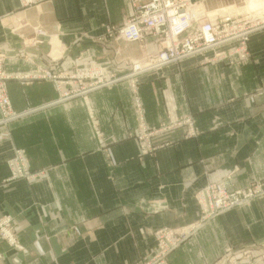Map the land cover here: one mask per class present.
<instances>
[{
  "label": "crops",
  "instance_id": "1",
  "mask_svg": "<svg viewBox=\"0 0 264 264\" xmlns=\"http://www.w3.org/2000/svg\"><path fill=\"white\" fill-rule=\"evenodd\" d=\"M131 12L130 0H0V53L18 75L7 91L21 113L0 123V214L16 217L24 247L20 253L0 241V264H133L154 245L157 229L193 224L200 214L194 194L207 181L231 174L243 187L264 178V91L257 93L264 88V29L250 35L248 66L196 57L58 102L54 80L30 78L43 67L67 74L100 66L107 77L126 75L139 45L99 39ZM34 27L45 29L43 43L33 45ZM131 82L151 125L193 114L203 132L184 138L173 130L171 144L140 156L130 137L137 126ZM108 142L112 166L102 150ZM14 146L27 150L32 169L46 170L41 179L4 183ZM254 243L264 244V198L209 220L168 264H216L227 247ZM226 264L249 263L234 256Z\"/></svg>",
  "mask_w": 264,
  "mask_h": 264
},
{
  "label": "rangeland",
  "instance_id": "2",
  "mask_svg": "<svg viewBox=\"0 0 264 264\" xmlns=\"http://www.w3.org/2000/svg\"><path fill=\"white\" fill-rule=\"evenodd\" d=\"M256 1L255 0H252V1L251 0H205V2H200L199 6H200V9L207 16L205 17V20H208V18L212 20L218 18V21H220L221 23L223 24L224 22L229 23L231 26L233 25L230 28L235 29V28L246 27L255 22L260 23L262 20H264V0H256ZM30 4L32 3H29V5ZM261 29H264V27L258 30H261ZM34 30H40V28L38 29V27H34ZM251 34H249L248 39L244 42L241 39L235 40L234 42L226 43V44L219 46L214 51L207 52L204 55H198L200 56L199 58L196 55V56L186 58L185 60L197 57L196 59L199 60L200 64L218 63V64L227 65V66H237V67L248 66V64H250L252 60V52L248 45V41H249ZM115 35L117 36L116 33ZM115 35L113 34L111 35L110 31L107 30V35L102 36L99 40L100 42H106L107 40L112 39L113 42L115 41L114 43H117V44L120 42H125L122 40H118L117 37H115ZM45 37L46 36H40L41 41L35 42L33 43V45L43 43L45 41ZM159 37H160L159 35L149 34L145 38L144 42H134L139 45V48L141 50V55L139 56V58H137V60L144 62L148 55L154 52L156 53L159 50L158 45H159V42H161V41H158ZM150 45L153 46L152 49H150ZM242 47H244V49ZM5 60L6 59H3L2 61L3 69L1 68V70L5 71L6 73L8 71L5 68ZM134 60L131 59L130 61V65H131L130 72L124 76H119V77L115 76V73H111L110 77H107L104 73V69L98 66V67H92L91 71H87L85 70V68H83L81 70L82 74H85L86 71L89 73L88 75H82L83 76L82 78L78 76V74L81 73L78 71L75 73L70 72L67 74H62L60 72H55L51 68H44V67L43 69L49 70L51 75L52 74L57 75V78H54V77H47V78H40V77L37 78L36 77L35 78L33 76L30 78L54 80L57 84V88L59 90V97H60L62 92H65V91L74 92L75 90L83 88L86 85L88 87L89 85L96 83V81H98L100 78H102L103 80L116 79V78L119 79V78L127 77L133 74L144 73V72L150 71V70H146L142 72H135L134 67H133ZM182 61L173 62L170 64L179 63ZM170 64H167V65H170ZM167 65H164V66H167ZM164 66L156 68V69H152V70H159L163 68ZM43 71L44 70L40 68L37 72H43ZM73 74L75 75V77L71 76ZM15 75L16 74H12L11 78H15ZM9 79L6 82V85L8 84ZM115 83L116 81L114 80L112 84H115ZM112 84H109V85L103 84V86L99 88L108 87V86H111ZM130 88L132 91V102H133L132 108L134 111V117H135L136 124H137L135 131L131 132L130 137L134 139L135 141H137L139 148H140V156L153 154L158 149L171 144V142L173 141V139L171 138V132L173 130L182 129L180 133L183 135L184 138H192L203 132L201 129H199L196 126V119L193 114H185L176 120L175 119L171 120L172 119L171 115L168 114V119H169L168 122L165 123L164 121V122H161L159 125H151L147 119V112H146L144 99H143L140 89L138 88L137 83L131 82ZM93 90L95 89L86 91L85 93H82V94L78 93L77 95L71 97V99L78 97V96H83L86 93L88 94V92L93 91ZM262 90L264 91V88H258L257 93L262 92ZM59 97L54 102H58ZM11 106H12V102H11ZM12 110L14 113L21 114L17 112L16 110H14L13 106H12ZM0 114H1L0 123L11 122L20 117L19 116L9 121H3L4 115L2 114L1 109H0ZM92 122L94 123L93 125L94 128L96 130H99L100 122L99 120H97L95 115L93 117ZM219 122H220L219 116H215L211 120V123L213 125H216ZM102 150L106 156L108 164L110 166L115 165V163H113L114 153L112 150L111 142H108V145L106 144V146H104ZM6 166L9 169V175L3 180L4 183H8L12 181L14 182L17 180H26L28 182H33L38 179H41L45 175V172H46L45 169H38V170L32 169L27 150L19 146H14L13 154L6 160ZM223 182H226V185L221 184ZM211 185H214L215 191H216V192L213 191L215 192V195H213L212 197H210L211 194L208 195V194L203 193ZM223 191H226L228 194H230L229 196L230 198L234 197V194H233L234 192L237 193V195L241 198L244 196V200H243L244 202H240L230 208H225L221 210L218 209V211L216 212V210H214V207L215 205L217 206L216 201L220 199L218 195H220L221 192ZM243 192H244V195H243ZM200 195L203 196L206 205L204 204V201L202 200ZM194 197L197 203L199 204V208H200V214L198 218L194 221V222L198 221L197 224H195L194 226L195 228H191L190 231L186 234V233H183L182 231H177V228L175 227L174 228L166 227V228L172 229L173 231H177V232H174L173 236L174 238H179V241L174 245V247L172 248L169 247L166 250H163L161 248V238H160V234L158 233L159 231L158 232L155 231L154 232V235H155L154 245L151 247V249L148 252L142 255V257L139 258L137 261H135L133 264H168L169 255L173 251H175L177 248H179L192 235L198 232L199 229L202 228V226L206 224L209 220L219 216L220 214L228 210L248 204L255 199L264 198V178L254 179L248 185L239 187V186L234 185L233 175L228 174L219 180L207 181L206 184H204L201 188L196 190ZM225 197L228 198V196H225ZM246 197L247 199H245ZM15 220H16V217L13 214H11L9 211L0 214V241L6 242L10 247L14 248L15 250H17V252L19 251L21 253L22 251H24V247L19 241V231H18V226L15 225ZM181 229H186V228H181ZM73 230L77 235L79 236L82 235V232L78 226H74ZM163 230H167V229H163ZM234 256H238V259L239 257H241L242 259L247 260L249 264H251L252 262L253 263L261 262V264H264V244L254 243L253 245L247 246V247L243 245L237 246L236 248L232 246L227 247L226 254H224L221 258H219L216 264H226ZM0 257H3L2 254L0 255Z\"/></svg>",
  "mask_w": 264,
  "mask_h": 264
},
{
  "label": "built area",
  "instance_id": "3",
  "mask_svg": "<svg viewBox=\"0 0 264 264\" xmlns=\"http://www.w3.org/2000/svg\"><path fill=\"white\" fill-rule=\"evenodd\" d=\"M37 0H24L25 4L34 3ZM132 6V12L129 18L121 25H113L108 30L111 35H115L118 40H122L125 42H144L145 38L149 34L159 35V50L155 53H152L147 56L145 66L141 67L139 63L134 61L133 67L135 72H142L146 70H152L164 65L185 60L186 58L198 55H204L207 52L214 51L219 46L234 42L235 40H243L246 41L248 39L249 34L254 31L264 27V20L260 23L255 22L251 25H248L243 28H235L232 27L229 23L220 21L210 22V20H205L201 17L202 21L201 28H192L190 23H188L187 18V6L189 0H130ZM180 18V21L184 23V25L177 24L176 19ZM189 20H196L195 17H188ZM225 19V18H224ZM39 29V27H38ZM42 29V30H41ZM206 30L209 31V34L206 33ZM37 38H35L34 42L41 41L40 36H46L43 28L40 30H35ZM244 49V47H242ZM235 52V51H234ZM5 59V55L0 54V109L2 114L4 115L3 121H9L14 118L21 116V114L14 113L11 106V100L7 92L6 82L9 78H11L12 74L1 70L2 61ZM138 61V60H137ZM3 69V68H2ZM43 72H36L32 74L33 77L47 78L54 77L57 78V75H51L49 70L43 69ZM91 71V70H87ZM85 72V74L79 73L78 76L82 78V75H88L89 72ZM18 75H15L17 77ZM31 76V77H32ZM75 77V75H71ZM28 77V75H26ZM116 79L103 80L100 78L96 83H93L87 87V85L83 88L77 89L74 92H62L58 101L69 99L75 95L85 93L86 91L97 89L103 84L109 85L116 81ZM62 82V81H61ZM60 82V83H61ZM3 119V118H2ZM221 184L226 185V182ZM215 187L214 185L209 186L203 193L208 194L212 197L215 195ZM234 197L230 198V194L226 191L221 192L220 199L217 202V206L215 205L214 210L216 212L221 209L230 208L240 202H244V192L243 197H239L237 193H233ZM228 196L225 197V196ZM252 195V194H251ZM202 200L205 203L203 196L200 195ZM225 197V198H224ZM248 197V196H247ZM247 197L245 199H247ZM227 199V200H226ZM228 201V202H226ZM206 208V206H205ZM209 214V213H208ZM198 221L193 222V224L189 225L186 229H179L177 231H182L183 233H188L191 228H195V224ZM191 226V227H190ZM171 228V227H169ZM169 228H159L156 230L160 234L161 238V248L163 250L172 248L179 241V238H174V232ZM167 229V230H163Z\"/></svg>",
  "mask_w": 264,
  "mask_h": 264
},
{
  "label": "bare ground",
  "instance_id": "4",
  "mask_svg": "<svg viewBox=\"0 0 264 264\" xmlns=\"http://www.w3.org/2000/svg\"><path fill=\"white\" fill-rule=\"evenodd\" d=\"M252 1V0H251ZM256 1V0H255ZM257 2V1H256ZM253 4V3H252ZM255 4V3H254ZM187 14H188V17H195L196 18V20H194L195 21V23L193 22V21H191V20H189V18L188 17H186L187 18V21H188V23H190L191 25V27L192 28H201L202 29V26H201V23H202V21H199V20H201V17H203L204 18V16L205 17H207L206 16V14L200 9V6H199V4H198V2H195V1H193V0H189V3H188V6H187ZM208 20H210V22H216L217 21V19H214V20H212V19H210V18H208ZM176 21H177V24H179V25H184V23L182 22V21H180V18H177L176 19ZM206 33L207 34H209V31L208 30H206ZM46 34V33H45ZM55 39V38H54ZM57 39V38H56ZM59 42V41H58ZM60 43V42H59ZM132 43H134V42H132ZM54 44H55V42H54ZM53 44V45H54ZM57 45V44H56ZM134 61H136L137 63H139L140 64V66L141 67H143V66H145L147 63H144V62H146V61H144V62H141L140 60H138L137 61V59L136 60H134ZM148 65V64H147Z\"/></svg>",
  "mask_w": 264,
  "mask_h": 264
}]
</instances>
